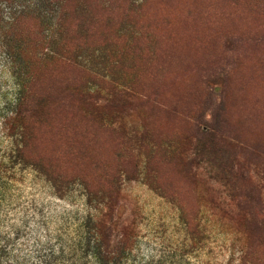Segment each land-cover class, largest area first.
Masks as SVG:
<instances>
[{
  "label": "rangeland",
  "instance_id": "obj_1",
  "mask_svg": "<svg viewBox=\"0 0 264 264\" xmlns=\"http://www.w3.org/2000/svg\"><path fill=\"white\" fill-rule=\"evenodd\" d=\"M0 264H264V0H0Z\"/></svg>",
  "mask_w": 264,
  "mask_h": 264
},
{
  "label": "trees",
  "instance_id": "obj_2",
  "mask_svg": "<svg viewBox=\"0 0 264 264\" xmlns=\"http://www.w3.org/2000/svg\"><path fill=\"white\" fill-rule=\"evenodd\" d=\"M1 257V256H0Z\"/></svg>",
  "mask_w": 264,
  "mask_h": 264
}]
</instances>
